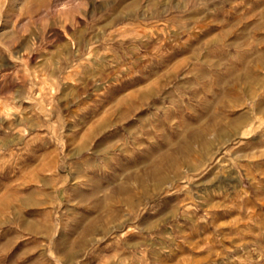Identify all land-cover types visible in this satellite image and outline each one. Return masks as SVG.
Masks as SVG:
<instances>
[{
    "label": "rangeland",
    "instance_id": "obj_1",
    "mask_svg": "<svg viewBox=\"0 0 264 264\" xmlns=\"http://www.w3.org/2000/svg\"><path fill=\"white\" fill-rule=\"evenodd\" d=\"M0 264H264V0H0Z\"/></svg>",
    "mask_w": 264,
    "mask_h": 264
},
{
    "label": "bare ground",
    "instance_id": "obj_2",
    "mask_svg": "<svg viewBox=\"0 0 264 264\" xmlns=\"http://www.w3.org/2000/svg\"><path fill=\"white\" fill-rule=\"evenodd\" d=\"M144 57V56H143ZM180 62V61H179ZM156 64V63H155ZM137 68V67H136ZM135 68V69H136ZM159 68V67H158ZM143 69V68H142ZM143 71V70H142ZM147 75V74H146ZM135 78V77H134ZM143 78V77H142ZM144 97V96H143ZM105 98V97H104ZM141 100V99H140ZM142 100H143V98H142ZM160 102V101H159ZM166 115V114H165ZM166 116H168V113H167V115ZM97 129V128H96ZM100 129V128H99ZM83 147V146H82ZM162 179V178H161Z\"/></svg>",
    "mask_w": 264,
    "mask_h": 264
}]
</instances>
